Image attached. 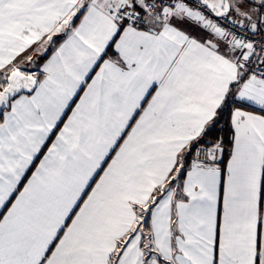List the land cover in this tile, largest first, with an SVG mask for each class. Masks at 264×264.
Returning <instances> with one entry per match:
<instances>
[{
    "label": "snow or ice",
    "instance_id": "1",
    "mask_svg": "<svg viewBox=\"0 0 264 264\" xmlns=\"http://www.w3.org/2000/svg\"><path fill=\"white\" fill-rule=\"evenodd\" d=\"M0 264H264V0H0Z\"/></svg>",
    "mask_w": 264,
    "mask_h": 264
}]
</instances>
